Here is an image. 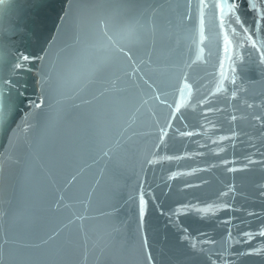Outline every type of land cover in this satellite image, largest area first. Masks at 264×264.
I'll return each mask as SVG.
<instances>
[{
  "label": "water",
  "instance_id": "obj_1",
  "mask_svg": "<svg viewBox=\"0 0 264 264\" xmlns=\"http://www.w3.org/2000/svg\"><path fill=\"white\" fill-rule=\"evenodd\" d=\"M199 3L0 5V264H264V50L229 60L212 7L201 42Z\"/></svg>",
  "mask_w": 264,
  "mask_h": 264
},
{
  "label": "snow or ice",
  "instance_id": "obj_2",
  "mask_svg": "<svg viewBox=\"0 0 264 264\" xmlns=\"http://www.w3.org/2000/svg\"><path fill=\"white\" fill-rule=\"evenodd\" d=\"M124 4L127 5H135L137 0H122ZM242 0H200L199 3V15H200V40L203 42L204 40V16L205 9L210 7L219 9V25L218 27L221 29L223 34V40L225 44V53L228 56V59L231 60V48L234 43L233 37H241L239 41L240 47H243L244 43L250 42L251 46L255 48L257 51L264 50V39L261 37V32L264 31V0H249V6L255 12V17L252 23H249L245 26V23L242 21L241 16L238 14L239 5ZM5 0H0V5L4 4ZM72 0H69V9H71ZM67 15V14H66ZM123 21L119 23H111L108 20L101 19L98 21V31L96 33V44L95 47L99 53L102 55L105 53L111 54H122L124 57H127L131 60L133 57L129 55L130 49L128 51L122 46L121 41L119 39V25ZM233 22L235 25L239 26L241 31H238L236 27L233 26ZM254 25V27H253ZM250 33L255 34L256 39L253 40L252 35ZM30 57L28 55H21L20 61L15 64L16 69H20L22 67H27V65L23 64L22 61H28ZM40 60H44L45 56L39 57ZM261 63H264V54L261 55ZM102 67L101 65L97 66V70ZM221 68L224 69L223 63L221 64ZM228 79V70L224 69L221 73V80L218 87V91L224 90V81ZM44 79L42 78L41 84H44ZM235 84L234 70H233V79L231 81ZM185 88H189L187 84L184 85ZM190 91V88H189ZM183 93V89H181ZM235 92L233 96H235ZM43 101L41 103L33 102V108H40ZM7 118V114L4 111V101H3V90L0 89V126H3L5 119ZM145 211V201L143 197L140 200V216L143 217ZM231 235V234H229ZM247 239L250 241L254 238L253 234L246 233ZM260 236H264V230L259 232ZM195 247V245H193ZM254 252L259 254L260 249H254ZM151 260V257H149Z\"/></svg>",
  "mask_w": 264,
  "mask_h": 264
}]
</instances>
